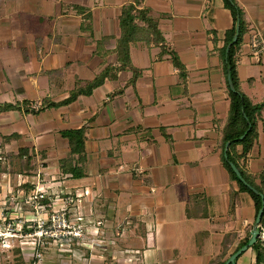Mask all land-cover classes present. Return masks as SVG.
<instances>
[{"label":"crops","instance_id":"obj_1","mask_svg":"<svg viewBox=\"0 0 264 264\" xmlns=\"http://www.w3.org/2000/svg\"><path fill=\"white\" fill-rule=\"evenodd\" d=\"M130 2L0 0V202L10 191L24 199L42 179L45 203L61 208L72 197L70 212L89 229L73 252L47 250L41 264H211L235 253L256 223L253 198L223 163L230 99L222 49L232 11L224 0H141L159 38L142 22L144 39L118 69L120 15ZM236 2L248 27L240 89L261 102L264 54L256 62L247 43L252 29L264 37V0ZM104 74L91 94L64 103ZM77 129L86 134L80 177L61 168L71 150L63 133ZM257 129L245 168L259 182L264 109ZM247 251L236 264H255ZM10 253L0 264H30Z\"/></svg>","mask_w":264,"mask_h":264},{"label":"trees","instance_id":"obj_2","mask_svg":"<svg viewBox=\"0 0 264 264\" xmlns=\"http://www.w3.org/2000/svg\"><path fill=\"white\" fill-rule=\"evenodd\" d=\"M140 2L141 0H132V2L123 7L122 13L120 15L121 37L119 39L118 50L122 63L118 69L127 67L130 64V44L134 41L144 39L138 36L140 32L144 31V26L141 24L142 22L146 21L148 28L151 29L153 35H156L157 38H159L158 26L156 21L149 15V10L146 8L139 10L137 8L136 5H139ZM224 2L226 7L229 8L233 13L234 25L226 32L225 46L222 49L224 56V69L227 75V86L230 99L228 120L224 128L223 147L225 148V145L228 141L231 142L227 151L228 156L226 157L225 154H223V163L232 180L238 183L240 191L248 193L253 198L256 206L257 218L258 212L263 204L261 194L264 196V170L259 175V182H256L255 178L247 172L245 168V160L247 153L253 148L258 139L257 122L262 110L264 109V100L261 102H254L240 89L237 73V60L240 49L243 45L244 35L248 31V27L244 19L243 9L238 5L236 0H224ZM238 25L240 28L238 39L231 45L229 51L227 52V48L233 40ZM174 62H176V65L181 67V64L178 63L175 57ZM106 75L107 74L97 77L95 80L87 83L84 87L80 86L70 95L69 98L64 101V103L72 102L80 95L91 94L94 88L103 83ZM229 78L235 86L234 91L230 88ZM14 107L16 106L12 104H4L1 106V108L4 110H9ZM244 134H246L244 139H240V137ZM63 135L69 139L71 150L68 158L61 160V168L65 171H70L74 177H80L84 175L82 173L81 167H78V163H82L85 159V130H69L64 132ZM238 147H241L240 151ZM76 155H78V158H75ZM75 159L76 164L73 163ZM230 162H233L238 167L246 181L254 186L261 194L251 190L239 179L231 167ZM260 225L262 229V226L264 225V213ZM249 239L250 236H247L245 240L239 245L237 250L247 244ZM250 248H252L255 252V264H264V243L261 240V237H259L257 242ZM14 253L19 256V260L23 261L19 249H14ZM222 258L223 257L212 260L211 264H224L228 260V258Z\"/></svg>","mask_w":264,"mask_h":264},{"label":"built area","instance_id":"obj_3","mask_svg":"<svg viewBox=\"0 0 264 264\" xmlns=\"http://www.w3.org/2000/svg\"><path fill=\"white\" fill-rule=\"evenodd\" d=\"M247 45L253 59L260 62L264 54L262 33L257 29L250 30ZM40 183H43L42 179L34 184L24 199L18 191H10V196L0 202V257L20 248L22 256L30 258V264H41L45 251L73 252V239L78 244L89 232L83 216L69 210L68 204L74 199L68 197L66 206L55 208L50 201L45 203L49 197L48 188ZM24 204L30 209L24 210Z\"/></svg>","mask_w":264,"mask_h":264},{"label":"water","instance_id":"obj_4","mask_svg":"<svg viewBox=\"0 0 264 264\" xmlns=\"http://www.w3.org/2000/svg\"><path fill=\"white\" fill-rule=\"evenodd\" d=\"M239 29L240 28H239V25H238L236 33H235V35L233 37V40L229 44V46L227 48V52L229 51L231 45L237 41L238 36H239ZM229 84H230V88L234 91L235 90V86H234V84H233V82L231 81L230 78H229ZM245 136H246V134L241 136L240 139H244ZM230 144H231V142L228 141L227 144H226V147H225V156L226 157L228 156L227 155V151L229 149ZM230 165L233 168V170L236 173V175L239 177V179L244 184H246L251 190L255 191L256 193L261 194L260 192H258L256 190V188L254 186H252L251 184H249L246 181V179L242 176V174H241L240 170L238 169V167L233 162H230ZM261 196H262V203L263 204H262L261 209L258 212V215H257V218H256V223H255L254 228H253V230L251 232V237H250L249 241L247 242V244H245L243 247H241L239 250H237L235 253H233L224 264H236L238 257L240 255H242L244 252H246L252 245H254L257 242L258 238L260 237V234H261L260 223H261V220H262V217H263V213H264V196L262 194H261Z\"/></svg>","mask_w":264,"mask_h":264},{"label":"rangeland","instance_id":"obj_5","mask_svg":"<svg viewBox=\"0 0 264 264\" xmlns=\"http://www.w3.org/2000/svg\"><path fill=\"white\" fill-rule=\"evenodd\" d=\"M260 227H261V225H260ZM262 229H263V230H262ZM262 229H260V230H262L261 233L263 232V235H261V240H262L263 243H264V225L262 226ZM19 250H20V248H19ZM20 252H21V250H20ZM248 252H250V250L247 251L246 253H248ZM9 253H10V252H9ZM9 255H11L12 257L14 256V258L19 259V256H18L16 253H14V250L11 251V253H10ZM21 255H22V253H21ZM21 257H23V256H21Z\"/></svg>","mask_w":264,"mask_h":264}]
</instances>
